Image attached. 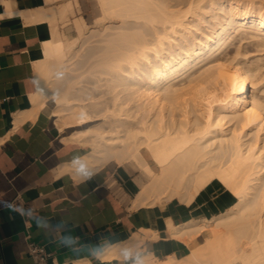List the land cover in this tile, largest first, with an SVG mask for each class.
<instances>
[{"label": "bare ground", "instance_id": "obj_1", "mask_svg": "<svg viewBox=\"0 0 264 264\" xmlns=\"http://www.w3.org/2000/svg\"><path fill=\"white\" fill-rule=\"evenodd\" d=\"M202 1L97 0L101 17L140 20L154 36L147 39L146 33H119L116 39L123 48L119 43L111 44V37H107L111 43L93 67L108 76L106 82L111 88H118L119 96L113 97L112 108L74 96V77L67 79L59 91L51 89L50 79L55 71L64 69V57L75 46L62 43L63 34L55 26L56 21H63L71 13V8L65 5L58 11L38 10L37 18L52 26L35 61L38 89L31 100L33 110L25 118H32L45 98L56 94L54 123L59 130L77 128L68 140L89 146L90 152L82 158L92 172L110 161L118 165L131 163L150 179L135 196L137 206L155 202L154 206L161 207L159 202L171 198L190 204L213 180L230 193L232 205L210 217L183 225H172L166 219L167 234L190 247L188 257L156 262L145 255L147 264H264V101L257 96L262 91L256 86L259 69L264 65L259 63L262 57L259 65L250 60L253 65L247 62L244 66L247 56L245 60L240 58L243 63L223 54L226 44L237 36L264 47V0H208L216 11L211 18H215L214 26L218 28L207 34L188 30L192 22L202 19L196 13ZM206 11L212 12L208 6ZM73 28L81 35L84 24L74 21ZM177 31L186 34L175 38ZM199 63H203V69L193 76L191 72ZM248 83L252 85L250 93ZM189 106H198L199 116L188 117ZM132 109L136 117L134 123H129L128 111ZM175 110L180 112V120H175ZM109 118L113 129H103L99 124L83 127L98 120L106 123ZM225 124H231L230 128L223 129ZM146 155L156 172L148 165ZM69 169L75 172L72 166ZM141 231L147 237L154 232ZM200 236L203 241L194 245ZM143 240L133 232L101 259H119L121 247L134 250Z\"/></svg>", "mask_w": 264, "mask_h": 264}, {"label": "crops", "instance_id": "obj_2", "mask_svg": "<svg viewBox=\"0 0 264 264\" xmlns=\"http://www.w3.org/2000/svg\"><path fill=\"white\" fill-rule=\"evenodd\" d=\"M75 1L80 0H0V264H33L25 236L43 246L47 264H125L122 258H97L91 249L124 242L133 232L144 237L135 251L156 260L181 259L190 247L167 234L166 219L180 224L210 217L227 206L223 190L206 186L190 204L133 207L106 184L109 162L87 181L69 169L73 157L82 158L90 148L68 140L77 128L56 127L52 96L25 118L38 89L35 61L49 38V24L37 12L65 5L73 12ZM64 236L78 237L77 244L65 247Z\"/></svg>", "mask_w": 264, "mask_h": 264}, {"label": "rangeland", "instance_id": "obj_3", "mask_svg": "<svg viewBox=\"0 0 264 264\" xmlns=\"http://www.w3.org/2000/svg\"><path fill=\"white\" fill-rule=\"evenodd\" d=\"M203 2L205 3L204 6L206 5L205 6L206 8L203 7ZM207 6H208L209 10L212 11L211 14H210V11H208V12L206 11ZM72 8H73V12H71V14L68 16V18L66 17V18H64L63 21L58 20V22L57 21L55 22V26L58 28L59 32L61 33V35L63 34V36H62L63 42L62 43H64L65 45L69 44V43H73V46L74 45L75 46L73 47V50L69 49V52L67 51V54L65 56L66 58L64 57V59H65L64 65L65 66L63 65V67H64L63 70L65 71V74H66L65 78L63 80L56 81L55 78L52 77V79H50L51 89H53L55 91H59L60 89H62V87H63V85L67 79L74 77L73 80L76 82L74 84V89H73V95L74 96H79L81 99L83 98L84 102L98 101V102H100V104L102 102L101 105L107 104V105H105V107L103 106L104 108H112L113 107V103H112L113 97L115 98V95L119 96L118 88L113 89L109 86V83L106 82L108 76L104 75L101 72V69L93 67L94 62L97 59L99 60L100 56H102L103 53L105 51H107V47L111 43V40H109L110 37H111L112 42H113L111 44H114L116 46V44L119 43V46L121 48H123L124 46H122L120 44V42H118L116 39L117 34L123 33L126 35H131V34L139 35V34L146 33V35H148V36L145 38L152 39V37H154L152 34V30L150 28H148V29L146 27L144 28L142 26L140 20H136L134 18H132V19L126 18L125 19V18H119L118 16H115V15H113L114 17L108 16L109 18H105L103 16L101 17L102 12L100 11L101 9H100V6H99V3L97 2V0H80L79 2L75 1L72 5ZM196 13L200 14V18H202L200 20H203V21L200 22V20H199L197 22H195V21L192 22L193 25L191 23L190 25H192V26L190 28L188 27L189 31L193 32L194 30H197V33L200 31L201 33L203 32V34H205V32L207 34L208 32L209 33L212 32L213 29L215 31V29L218 28V26H216V28L214 26L216 24V22H215L216 20H214L215 18L213 19L214 22L212 20V18L215 17L216 11L214 12L210 8V2L208 0H203L200 3L199 7L197 8ZM209 16H210V18L211 17L212 18L210 19ZM75 19L81 20L84 24V29H83L81 35H78L74 28L72 29V25H73ZM205 22H207V23L205 24ZM207 24H209V25H207ZM50 25L52 26V24H49V26ZM118 27H119V30H118ZM195 27L197 29H195ZM128 31H129V33H128ZM185 34H186V32L177 31V33L174 34L173 37L183 38L185 36ZM234 38L230 39L231 41H229L226 44L227 49L225 48L224 52L222 51L223 54L224 53L226 54V58L230 59V58H233V56H235L236 60L240 59V58L245 60L244 57L247 56L246 60H245L246 64L243 62L242 59H240V61L242 60V62L244 63V66H245L248 63L250 65H253V63H251L250 60L252 62L255 61L254 64H257L258 60H260V58L262 57L261 60L259 61V63L262 62V63H260V66L264 65V62H263L264 61V56H263L264 55V47L258 46L257 43L255 44V42L253 40H250L248 38L247 39L246 38L241 39V36L240 37L237 36ZM70 39H72V40L70 41ZM240 40H241V43H240ZM114 41H116V43ZM238 41H239V44H238ZM180 46L183 47L184 43L180 44ZM117 48H118V45H117ZM176 49H177V47L174 48L173 50L176 52L177 51ZM240 50L242 51V53ZM237 51H238V53H241L243 55L242 56L240 55V57H238V55H237L238 53H234ZM247 51H248V53H247ZM216 55L218 58H219V56L221 57V55H218V54H216ZM229 56H231V57H229ZM235 57L233 59H235ZM256 58H257V62H256ZM211 59L213 60L214 58H210V60ZM206 61H208V60H206ZM84 62H85V64H84ZM209 62L210 61H208V63ZM66 63H67V66H66ZM259 63H258V65H259ZM204 64H207V63L204 62ZM70 66H71V69L69 71ZM81 66H82V68H81ZM202 69H203V63H199L192 70L193 73L191 72V74L193 76H196V73L198 75L199 72L202 71ZM259 70H261V73H258V74H261L260 78L262 77L261 78L262 80H260L259 75H258V78H259L258 82L259 83L256 86H258V88L262 91V93H260V95L257 94V96L260 97L264 101V95H263V93H264V66L261 67V69H259ZM53 78H54V80H53ZM184 78H183V81L185 80ZM186 83H187V81L185 80V84ZM184 85L182 84L181 87ZM186 87H183V89ZM86 89H87V91L90 92L91 95L87 93ZM116 90H117V92H116ZM247 91H248V93H250L252 91V85L250 83L247 84ZM99 97H101V98H99ZM116 98H117V96H116ZM132 103L133 102H131L129 105H127V108L130 105H132ZM101 105H100V107H102ZM213 105H215V104H213ZM197 108H198V106L197 107L194 106V108L192 106H189L187 108V112H189L188 117H191V119H193L196 115L199 116ZM128 114L130 117L127 119V121H129V123H134L133 118H135L136 115L134 114L133 109L130 110V112L128 111ZM179 114H180V112L178 110L174 111V117L176 118L175 120H178V119L180 120ZM165 116L167 117L166 112H165ZM93 124H99L102 126L103 129H106V130L113 129V127H114V125L111 124L110 118L107 120L106 123L102 122L101 120L100 121L98 120V121L86 124L83 127L85 128V127H88L89 125H93ZM230 126H231V124H225L223 129L230 128ZM218 135H219V133L214 134V136H218ZM247 138H249V136H247ZM259 143L260 142H258V144ZM140 152L143 153L142 148H140ZM145 157H146V161L148 162V165L152 168V170L154 172H156L157 169L154 166V163L152 162L151 158L148 155H146ZM106 166H107L108 177H109L106 184L122 200L131 203V205L133 207L137 206L138 202H137L136 198H137L139 192L141 191L140 189H142V186L144 187V186H146V184H149L150 179L148 177L146 178V176L143 173H141L140 170L138 171L137 168L131 163L118 165V164L114 163L113 161H111ZM213 181L214 182H211L210 184H208V186H214L216 188L223 190L229 198V200L227 201V206H225L222 209H225L228 206L232 205L233 198L230 195V193L228 191L224 190L218 184V182L216 180H213ZM212 183L213 184L215 183V184L213 185ZM135 196H136V198H135ZM152 198L150 201H152ZM171 200H175V201L182 202V203L186 204L184 201H180V200L175 199V198H171L168 201H171ZM168 201H165V202H168ZM154 203L155 202H153V204H148L149 207H153L155 205ZM159 203L164 204V201L159 202ZM142 206H145V205H142ZM220 211H221V209H220ZM198 218H201V217H198ZM204 218H206V217H204ZM196 219L197 218H192V219H189V220L182 222L180 224H173L172 223V225H183V224L195 221ZM172 238H174V237H172ZM175 239H177V238H175ZM203 239H204L203 236H200V237L196 238V240L194 241L193 244L197 245L200 242H202ZM135 250H136V248L134 249V251ZM187 257H188V254L181 259H186ZM156 259H157L156 257H152L151 260H155L157 262ZM158 261H161V259Z\"/></svg>", "mask_w": 264, "mask_h": 264}, {"label": "clouds", "instance_id": "obj_4", "mask_svg": "<svg viewBox=\"0 0 264 264\" xmlns=\"http://www.w3.org/2000/svg\"><path fill=\"white\" fill-rule=\"evenodd\" d=\"M65 75V71L61 68L58 71H55L54 78L57 81L63 80ZM50 99L53 101L58 100V96L53 94ZM71 166L74 168L76 175H78L84 181L90 180L94 175V173L90 170L87 161L79 156L73 157L71 160ZM9 207L13 211H20L21 214H23L22 209L14 208L11 203H9ZM37 226H41L40 221H37ZM77 241L78 237L64 236L61 238V243L65 247H72L77 244ZM111 248V244H98L91 249L92 255L96 256L97 258H101L108 254ZM119 255L125 264H127V262H130V264H147L145 255L140 251H134L130 247H121Z\"/></svg>", "mask_w": 264, "mask_h": 264}, {"label": "built area", "instance_id": "obj_5", "mask_svg": "<svg viewBox=\"0 0 264 264\" xmlns=\"http://www.w3.org/2000/svg\"><path fill=\"white\" fill-rule=\"evenodd\" d=\"M27 246V254L31 258L33 264H47L49 254L43 246L37 245L29 240V236L24 237Z\"/></svg>", "mask_w": 264, "mask_h": 264}]
</instances>
